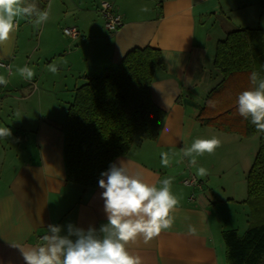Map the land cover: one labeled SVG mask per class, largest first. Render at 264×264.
I'll list each match as a JSON object with an SVG mask.
<instances>
[{
  "label": "crops",
  "instance_id": "crops-1",
  "mask_svg": "<svg viewBox=\"0 0 264 264\" xmlns=\"http://www.w3.org/2000/svg\"><path fill=\"white\" fill-rule=\"evenodd\" d=\"M100 1L46 0L50 18L38 33L40 44L48 41L44 51L39 53V45L20 53L19 28L0 46V61L11 69L10 74L0 65V75L10 81L2 86L0 128L12 133L0 138V264H25L20 249L40 244L50 224L64 226L62 234H67L69 223L85 230L107 223L104 189L67 180V106L81 78L115 66L134 47L147 45L162 51L164 68L156 72L151 92L166 116L156 139L136 143L113 162L124 160L157 186L174 177L172 191L179 204L171 230L147 244L142 239L130 244L129 250L143 264H227L223 231L243 234L249 226L244 164L252 161L259 142L256 135L241 137L202 125L197 118L220 80L214 66L218 40L238 27L264 29V0H109L123 19L116 31L106 27ZM142 6L149 11L142 12ZM70 21L80 32L72 40L81 39L67 52L59 32ZM54 61L56 74L47 69ZM25 65L35 72L31 81L16 72ZM213 137L221 146L197 157L196 167L208 170L198 177L182 149L197 138ZM162 152L175 153L167 168L160 163ZM192 175L200 185L185 182ZM188 224L197 228V235L187 234Z\"/></svg>",
  "mask_w": 264,
  "mask_h": 264
},
{
  "label": "trees",
  "instance_id": "trees-1",
  "mask_svg": "<svg viewBox=\"0 0 264 264\" xmlns=\"http://www.w3.org/2000/svg\"><path fill=\"white\" fill-rule=\"evenodd\" d=\"M214 66L220 80L208 92L198 121L241 137L259 135L246 175L249 226L243 234L236 229L223 231L227 264H264V133L239 115L237 105L238 95L251 87L250 74L256 71L264 77V29L230 30L217 42ZM162 68L161 49L147 45L134 47L99 74L85 75L67 106V180L96 187L115 158L142 140L158 137L166 112L153 101L151 84Z\"/></svg>",
  "mask_w": 264,
  "mask_h": 264
},
{
  "label": "clouds",
  "instance_id": "clouds-1",
  "mask_svg": "<svg viewBox=\"0 0 264 264\" xmlns=\"http://www.w3.org/2000/svg\"><path fill=\"white\" fill-rule=\"evenodd\" d=\"M50 8V6H49ZM142 12L149 11L142 6ZM17 18H26L35 27L48 22L50 10H41L34 3L25 0H0V46L10 42L18 31ZM53 74L58 72L55 62L47 66ZM16 72L25 80L31 81L34 70L25 65ZM11 74V69H9ZM251 87L238 95V113L264 133V77L256 71L249 76ZM9 79L0 75V86L7 87ZM11 129L0 128V138L10 137ZM221 146V140L195 139L191 145L182 149L184 157L189 158L190 166L196 168V175L204 177L208 170L197 166V157L212 154ZM170 155L162 152L161 165H170ZM174 177L168 176L159 181V186L144 178L140 171H133L124 160L113 162L108 170L101 173L99 187L104 189V211L107 223L99 229L87 230L69 223L67 234H62L64 226L48 225V234L41 243L27 250L21 248L25 264H143L142 257L133 254L129 245L141 240L147 244L163 231L171 230L176 222L175 211L179 199L172 191ZM187 234L197 235V228L187 225Z\"/></svg>",
  "mask_w": 264,
  "mask_h": 264
},
{
  "label": "rangeland",
  "instance_id": "rangeland-1",
  "mask_svg": "<svg viewBox=\"0 0 264 264\" xmlns=\"http://www.w3.org/2000/svg\"><path fill=\"white\" fill-rule=\"evenodd\" d=\"M28 1H30L31 3L36 4L38 8L42 9V7L45 5V1L46 0H34V1L33 0H28ZM25 3H26V0H25ZM17 19H18V22H19V49H20V53H23L24 49H27L28 52H31V50L35 51L36 47H39V45H40V47L42 49V50L39 49V53L44 51L46 46H48V41L43 40V42H41V44L39 43V41H38V33H39V30H40V26L39 27H35L33 25V23L30 22V20L26 19V18H17ZM70 20H72V19H70ZM66 25L67 26H74L75 24L72 23V21H70ZM66 25H62V28H61L62 31L59 32V39L61 40L63 46L67 45V52H68L70 49L73 50V49L77 48V46H78V42L77 41H79L81 39V36H80V39L78 38V40L77 39L72 40V38L68 37L63 32V28ZM32 59L35 62V65H36V61L39 60V59H37V55L36 56L34 55ZM43 60L44 59L40 60V62H39L40 64L39 65L43 66V62H44ZM54 62L56 63V61H54ZM32 65L33 64H31V66ZM83 82H84V79L81 78V81H79L78 84H82ZM255 139H257V143H258L259 142V135L258 134L256 135ZM258 146H259V144H258ZM258 146L256 147L257 148L256 152L258 150ZM247 148H248V151L246 153L249 156L250 147L247 146ZM256 152L254 153V155L252 157V161L250 160L248 163L244 164L245 175H247V173H248V170H249V168L251 166L250 164L253 163V160L255 158ZM244 194H245V196L247 194V183H246V180H245V184H244Z\"/></svg>",
  "mask_w": 264,
  "mask_h": 264
},
{
  "label": "built area",
  "instance_id": "built-area-1",
  "mask_svg": "<svg viewBox=\"0 0 264 264\" xmlns=\"http://www.w3.org/2000/svg\"><path fill=\"white\" fill-rule=\"evenodd\" d=\"M100 11L105 18V25L110 31H116L123 23L122 15L115 10L114 5L109 0H101L99 3ZM63 32L71 37L77 38L80 34L79 29L76 26H66L63 28ZM0 65L9 68V63L6 61H0ZM1 94H0V109H1ZM186 183L200 185L201 181L194 175L186 179Z\"/></svg>",
  "mask_w": 264,
  "mask_h": 264
}]
</instances>
